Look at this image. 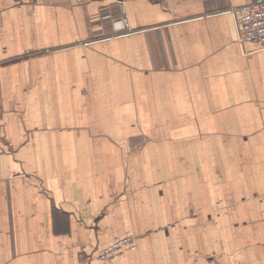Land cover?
I'll return each instance as SVG.
<instances>
[{"label":"crops","instance_id":"0c3cea01","mask_svg":"<svg viewBox=\"0 0 264 264\" xmlns=\"http://www.w3.org/2000/svg\"><path fill=\"white\" fill-rule=\"evenodd\" d=\"M251 1L0 0V264H264Z\"/></svg>","mask_w":264,"mask_h":264},{"label":"built area","instance_id":"2783aa9c","mask_svg":"<svg viewBox=\"0 0 264 264\" xmlns=\"http://www.w3.org/2000/svg\"><path fill=\"white\" fill-rule=\"evenodd\" d=\"M230 12L236 18L239 40L241 42H251L258 48L264 49V0H252L243 6L231 7ZM115 27L118 30L126 31L129 25L125 18H121L116 21ZM1 103L0 92V107ZM137 249L136 237L126 236L101 250L98 259L103 262H111L120 258L123 254Z\"/></svg>","mask_w":264,"mask_h":264},{"label":"rangeland","instance_id":"374dc122","mask_svg":"<svg viewBox=\"0 0 264 264\" xmlns=\"http://www.w3.org/2000/svg\"><path fill=\"white\" fill-rule=\"evenodd\" d=\"M128 30H129V27H128Z\"/></svg>","mask_w":264,"mask_h":264}]
</instances>
